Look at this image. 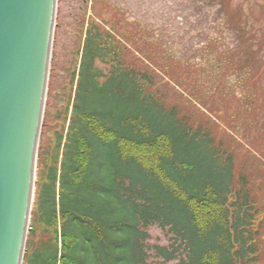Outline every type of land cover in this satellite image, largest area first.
Listing matches in <instances>:
<instances>
[{
    "label": "trees",
    "instance_id": "obj_1",
    "mask_svg": "<svg viewBox=\"0 0 264 264\" xmlns=\"http://www.w3.org/2000/svg\"><path fill=\"white\" fill-rule=\"evenodd\" d=\"M179 1L201 16L215 11L243 38L232 0ZM105 4L109 17L102 25L92 19L84 37L61 160L38 192L36 220L50 236L26 264H264V204L243 155L186 111L177 87L192 93L195 82L169 71L175 56L162 35L151 29V37L141 19L132 30L125 11ZM234 33L233 48L220 51L230 63L219 53L215 67L186 68L204 78L229 66L243 70L242 61L232 63L243 52ZM153 226L165 244L149 242Z\"/></svg>",
    "mask_w": 264,
    "mask_h": 264
},
{
    "label": "rangeland",
    "instance_id": "obj_2",
    "mask_svg": "<svg viewBox=\"0 0 264 264\" xmlns=\"http://www.w3.org/2000/svg\"><path fill=\"white\" fill-rule=\"evenodd\" d=\"M177 1L180 6L172 7ZM105 2L118 12L124 14L125 11L124 21L127 18L128 22H133L132 30L135 29L134 22L141 19L152 26L151 37V29L157 30L155 36L162 35L163 48L175 56L168 65L172 69L169 71L179 73L181 77L186 71L185 79L191 84L195 82L192 93L177 87L186 96L183 99L186 111L196 121H207L215 137L233 148L237 155H243L245 170L254 178L261 204H264V62L261 64L264 60V9L259 0H232L230 4L229 11L241 15L234 23L236 30L244 29L243 38L238 37L226 21L220 24L218 18L215 19V11L206 8L204 16H201L192 7L181 10L179 0H56L36 145L32 202L21 264H26L38 244L50 236L46 233L48 229L36 220L38 192L46 183L47 172L55 165V159L58 163L61 160L62 145L71 121L84 37L92 19L102 25L109 17V12L104 10ZM172 18H176L179 25L177 21L173 23ZM118 20L122 21V17ZM233 33L237 37L235 42H239L236 48L243 52L238 57L233 56L232 63L242 61L243 70L241 66L235 67L240 68L237 70L229 66L225 70L210 71L204 78L199 77L195 70L186 68L188 65L199 69L210 65L215 67L220 51L232 47ZM216 38L221 40L216 42ZM127 43L131 46L129 41ZM228 53H221L223 58L220 56V61L226 65L231 62ZM254 72L258 75L253 76ZM60 135L62 142L58 146ZM49 230L53 233V229ZM148 232L151 244L167 242L159 228L150 227ZM152 260L153 264H173Z\"/></svg>",
    "mask_w": 264,
    "mask_h": 264
},
{
    "label": "water",
    "instance_id": "obj_3",
    "mask_svg": "<svg viewBox=\"0 0 264 264\" xmlns=\"http://www.w3.org/2000/svg\"><path fill=\"white\" fill-rule=\"evenodd\" d=\"M56 0H0V264H21Z\"/></svg>",
    "mask_w": 264,
    "mask_h": 264
}]
</instances>
